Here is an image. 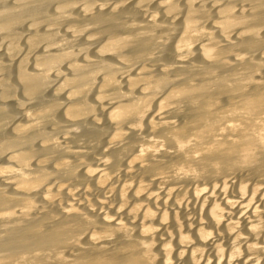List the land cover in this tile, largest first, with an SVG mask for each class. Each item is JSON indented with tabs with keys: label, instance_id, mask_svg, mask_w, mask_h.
Returning <instances> with one entry per match:
<instances>
[{
	"label": "bare ground",
	"instance_id": "bare-ground-1",
	"mask_svg": "<svg viewBox=\"0 0 264 264\" xmlns=\"http://www.w3.org/2000/svg\"><path fill=\"white\" fill-rule=\"evenodd\" d=\"M261 174L264 0H0V264H264Z\"/></svg>",
	"mask_w": 264,
	"mask_h": 264
},
{
	"label": "rangeland",
	"instance_id": "rangeland-1",
	"mask_svg": "<svg viewBox=\"0 0 264 264\" xmlns=\"http://www.w3.org/2000/svg\"><path fill=\"white\" fill-rule=\"evenodd\" d=\"M227 130H229V128ZM140 144L151 145L148 149H155V145L150 144L149 142L142 141ZM163 144L164 149H169L170 151H172L171 154H174L176 152V149L172 144L167 142ZM160 145L161 144L159 143L157 147H160ZM250 148L253 149L254 146H251ZM232 174H236V172L233 171ZM207 195L208 198H210V195L212 196L211 191ZM223 196L225 200H228L226 198L228 197L229 202L233 199L239 200L242 204V208H245L249 205L255 208H262L264 205V174L252 176L249 178H237V176H235L232 180V185L224 188ZM233 257H231L230 259H233ZM256 258H258V255L248 253L243 260L250 263L253 259Z\"/></svg>",
	"mask_w": 264,
	"mask_h": 264
}]
</instances>
